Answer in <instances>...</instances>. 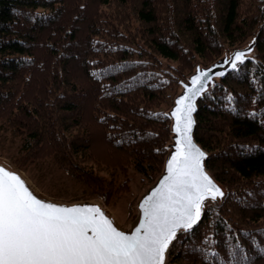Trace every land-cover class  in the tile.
I'll return each mask as SVG.
<instances>
[{
  "label": "trees",
  "instance_id": "trees-1",
  "mask_svg": "<svg viewBox=\"0 0 264 264\" xmlns=\"http://www.w3.org/2000/svg\"><path fill=\"white\" fill-rule=\"evenodd\" d=\"M253 40L197 101L194 138L225 195L167 264H264V0H0V130L20 142L14 163L48 164L107 205L130 193L131 172L154 184L181 84Z\"/></svg>",
  "mask_w": 264,
  "mask_h": 264
},
{
  "label": "snow or ice",
  "instance_id": "snow-or-ice-1",
  "mask_svg": "<svg viewBox=\"0 0 264 264\" xmlns=\"http://www.w3.org/2000/svg\"><path fill=\"white\" fill-rule=\"evenodd\" d=\"M244 61L245 53L237 52L226 63L236 69ZM206 77L193 76L176 100L170 114L175 150L166 175L140 204L143 218L131 234L114 227L99 207L45 202L17 173L0 167V264H164L178 230H193L206 201L225 195L206 173L205 153L192 138L193 102L205 91Z\"/></svg>",
  "mask_w": 264,
  "mask_h": 264
},
{
  "label": "rangeland",
  "instance_id": "rangeland-1",
  "mask_svg": "<svg viewBox=\"0 0 264 264\" xmlns=\"http://www.w3.org/2000/svg\"><path fill=\"white\" fill-rule=\"evenodd\" d=\"M247 46L242 48H246ZM242 48H237V49H242ZM231 52L224 54L221 59L226 58ZM250 55L251 53H249L246 56H250ZM188 79L185 82H187ZM181 91L182 88L180 92ZM19 144L20 142L18 138H15L10 133L0 130V161L5 165H8L9 167L21 172L42 195H44L49 199H52L53 201H57L61 203L95 201L100 203L105 207L109 216L113 218L115 224L123 232L129 231L131 229V225L134 223L138 213L137 204L140 198L151 188V186L155 184L154 183L150 185H146V184L142 185L140 184V176L135 175L134 173L131 172L133 181L131 183L130 193L123 195L121 198L113 200L109 205H107L105 204L102 196L93 197L90 199L84 197L85 195L84 194L82 195L81 194L82 192L77 188H75L74 185L71 184L62 173L58 172L57 170H54L48 164H38L26 169L19 168L14 163V159H17L19 156V154L17 155ZM220 200L221 199L217 201H208L206 207L209 203L216 204Z\"/></svg>",
  "mask_w": 264,
  "mask_h": 264
},
{
  "label": "water",
  "instance_id": "water-1",
  "mask_svg": "<svg viewBox=\"0 0 264 264\" xmlns=\"http://www.w3.org/2000/svg\"><path fill=\"white\" fill-rule=\"evenodd\" d=\"M253 46H254V40L252 42H250V44L246 47V48H242V49H237V50H234L232 51L226 58L224 59H221L217 62H215L214 64L210 65V66H207V67H204V68H201V67H197L195 69V72L193 74L190 75L189 79L187 82H183L181 84V88H182V91L179 93V95L175 98V101H174V105L173 107L171 108L170 110V113L175 109L176 107V100L181 97L185 91H186V88L187 87H191V84H190V81H191V78L197 74H199V72H208V77H206L202 82L204 83V88H205V91L209 88V86L211 84H213L215 82L216 79H219V78H222L223 76H225L228 72L234 70L232 67H231V64L230 63H226V61H230L232 59H234V54L237 53V52H244L245 53V59H247L249 53L252 52L253 50ZM240 65V63L238 62V66ZM237 66V67H238ZM211 70V71H209ZM220 72H223L224 75L223 76H220V75H217L216 73H220ZM204 91V92H205ZM203 92V93H204ZM203 93L196 97V99L194 100V104H195V107H196V111L193 113V120H194V124H193V129H192V138H193V143L201 149V151H203L205 153V160L203 161V165H204V169L206 171V173L213 179V182L224 192L222 186L213 178V176L208 172V170L206 169V159H207V153L205 150L202 149V147L196 142L195 138H194V131H195V125H196V120H195V114L197 112V101L198 99L203 95ZM171 117V115H170ZM172 119V125H171V130H172V134H173V137H172V144H171V149H170V152L167 156V159H166V162H165V168H164V172L160 175V177L157 179V181L155 182V184L153 186H151V188L140 198L138 204H137V209H138V213H137V216H136V219L134 221V223L131 225V229L129 231H124V233L126 234H131L135 228L139 227V223L140 221L142 220L143 218V213H142V210L140 208V204L142 203V201L145 199V197L147 195H149L151 193V191L156 188L159 184V181L162 179V177L164 175H166V163L168 161V159L170 158V156L172 155V153L174 152L175 150V141L177 139V134L173 131V127H174V123H175V120L173 117H171ZM1 167V166H0ZM224 197V196H223ZM223 197H219L217 198L216 200H207L206 201V204L208 203V201H217L219 199H222ZM56 202V201H55ZM57 205H63V206H91L90 204H88V202H74V203H65V204H60V203H55ZM205 210H206V207L204 208V210L202 211V217H201V220L204 216V213H205ZM108 218V217H107ZM112 223H113V226L116 227L118 230H120L118 228V226L115 224L114 220L109 216V218ZM200 220V222H201ZM198 222V224L200 223ZM195 227V226H194ZM122 231V230H120ZM184 232V230H178V233H177V237L179 236L180 233ZM177 237L172 241L170 242L169 244V247L168 249L165 251V256H164V264H167V259H168V255H169V251L172 247V245L174 244L175 240L177 239Z\"/></svg>",
  "mask_w": 264,
  "mask_h": 264
},
{
  "label": "bare ground",
  "instance_id": "bare-ground-1",
  "mask_svg": "<svg viewBox=\"0 0 264 264\" xmlns=\"http://www.w3.org/2000/svg\"><path fill=\"white\" fill-rule=\"evenodd\" d=\"M0 166L1 167H4L8 170H11V171H14L15 173H17L26 183V186L29 187L30 191H32L38 198H41L43 199L45 202H52V203H60V204H65V203H61V202H55L53 201L52 199H49L47 197H45L44 195H42L30 182L29 180L19 171L9 167L8 165H5L4 163H2L0 161ZM88 204H90L91 206H96V207H99L101 209V211L106 215V217L109 218V214L107 213L105 207L103 205H101L100 203L98 202H95V201H91V202H88ZM112 218V217H111ZM113 219V218H112Z\"/></svg>",
  "mask_w": 264,
  "mask_h": 264
}]
</instances>
